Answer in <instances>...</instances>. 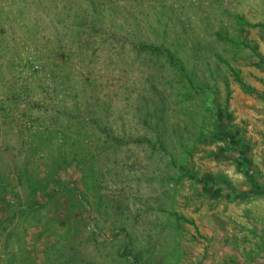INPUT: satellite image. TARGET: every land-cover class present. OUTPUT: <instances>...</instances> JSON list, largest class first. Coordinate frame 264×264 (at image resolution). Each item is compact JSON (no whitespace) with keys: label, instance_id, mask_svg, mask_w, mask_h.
<instances>
[{"label":"rangeland","instance_id":"obj_1","mask_svg":"<svg viewBox=\"0 0 264 264\" xmlns=\"http://www.w3.org/2000/svg\"><path fill=\"white\" fill-rule=\"evenodd\" d=\"M254 181L264 0H0V264H264Z\"/></svg>","mask_w":264,"mask_h":264},{"label":"trees","instance_id":"obj_2","mask_svg":"<svg viewBox=\"0 0 264 264\" xmlns=\"http://www.w3.org/2000/svg\"><path fill=\"white\" fill-rule=\"evenodd\" d=\"M243 23V22H242ZM238 44L242 47H246L249 48L250 50L253 51L254 55L257 57L258 55V50L255 46H252L248 43L247 39L242 36V38L240 39V41L238 42ZM260 58V56L258 57V59ZM172 60V57H171ZM260 61H263V59H260ZM179 67V71L181 73L184 72V70L182 69V66L180 64V62L177 63ZM184 78L186 77L183 73ZM238 83L242 86L243 89H245L248 92H251V88H249L239 77L236 78ZM225 115H218V123H219V129L216 132L215 139H221L224 142H226L227 144H229L238 154L240 153H247V148L244 145V143L242 142V140L237 136V134H235V132L231 131L230 129H224V125H225ZM242 155V154H241ZM250 177V175H249ZM252 179V177H251ZM254 184L256 185L255 187V193H262V190L264 189L263 186H261L260 184H258V182L254 181Z\"/></svg>","mask_w":264,"mask_h":264}]
</instances>
